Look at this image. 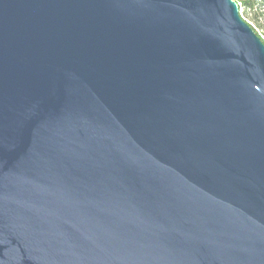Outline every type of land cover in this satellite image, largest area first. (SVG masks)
Returning <instances> with one entry per match:
<instances>
[{"label":"water","instance_id":"obj_1","mask_svg":"<svg viewBox=\"0 0 264 264\" xmlns=\"http://www.w3.org/2000/svg\"><path fill=\"white\" fill-rule=\"evenodd\" d=\"M0 264H264L235 0H0Z\"/></svg>","mask_w":264,"mask_h":264},{"label":"rangeland","instance_id":"obj_2","mask_svg":"<svg viewBox=\"0 0 264 264\" xmlns=\"http://www.w3.org/2000/svg\"><path fill=\"white\" fill-rule=\"evenodd\" d=\"M242 19L247 22L264 42V0H235ZM249 4L255 5L251 8ZM257 8V9H256Z\"/></svg>","mask_w":264,"mask_h":264},{"label":"trees","instance_id":"obj_3","mask_svg":"<svg viewBox=\"0 0 264 264\" xmlns=\"http://www.w3.org/2000/svg\"><path fill=\"white\" fill-rule=\"evenodd\" d=\"M249 6L253 9V8H255V5H253V4H249ZM257 9V8H256Z\"/></svg>","mask_w":264,"mask_h":264}]
</instances>
